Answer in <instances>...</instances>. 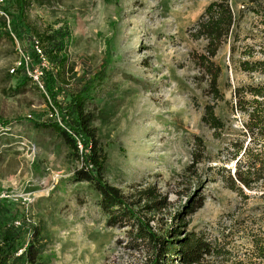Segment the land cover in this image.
<instances>
[{
	"label": "rangeland",
	"instance_id": "rangeland-1",
	"mask_svg": "<svg viewBox=\"0 0 264 264\" xmlns=\"http://www.w3.org/2000/svg\"><path fill=\"white\" fill-rule=\"evenodd\" d=\"M209 4L210 0H46L31 7L28 26L66 38L70 66L57 74L59 102L67 105L81 95L86 110L95 114L94 127L107 154L105 179L127 196L141 186L157 187L169 199L172 216L183 213L188 199L202 196L204 207L189 217V230L216 236L230 215L239 209L252 215L262 203L254 198L244 204L228 189L218 171L227 161L217 159L226 156L243 127L245 118L232 108L235 88L252 82L239 70L238 61L253 42L244 39L255 18L247 13L245 0H233L237 14H246L234 62L232 40L215 59L223 68L219 85L224 95L216 114L227 126L218 138L202 122L204 108L215 103L194 60L207 44L192 37L193 26ZM2 9H17L12 0H0V193L13 198L1 213L3 227L24 225L19 254L38 228L44 264L144 263V253L126 246L129 228L109 227L95 187L76 180L83 163L64 139L55 131L34 127L32 122L61 119L48 106L44 89L29 80L30 74L15 76L21 59L31 60L35 40L28 30L19 42L4 36L2 18L9 19ZM5 121L11 124L3 126ZM199 138L207 146L208 159L192 169ZM152 226L158 228V222Z\"/></svg>",
	"mask_w": 264,
	"mask_h": 264
},
{
	"label": "trees",
	"instance_id": "trees-1",
	"mask_svg": "<svg viewBox=\"0 0 264 264\" xmlns=\"http://www.w3.org/2000/svg\"><path fill=\"white\" fill-rule=\"evenodd\" d=\"M45 1L12 0L17 9L14 13L2 9L9 19L2 18L4 36L19 42L26 38L25 31L28 30L33 36L32 41L35 40L30 63L35 68L22 62L15 76L23 73L28 77L29 72L36 68L43 71L44 98L51 111H56L61 120L32 123L36 129L57 132L73 155L83 163V168L75 173L76 180L95 187L101 196L102 212L108 216V226L129 228L126 246L134 253L141 251L145 254L142 264H264V0H245L247 13H251L255 20L244 41L251 39L253 42L240 53L238 68L252 82L242 83L234 90L232 109L245 119L242 129L238 131L239 135L228 146L226 156L217 158L219 162L223 158L227 161L218 171L224 176L228 189L239 194L244 204L255 198L262 205H258L252 215H246L245 209L230 215L227 226L216 236L189 230V217L204 207L205 199L202 196L188 199L182 208L183 213L172 216L169 199L157 187L141 186L127 196L105 179L107 154L99 143L98 130L94 127L95 114L86 110L85 99L81 95L74 96L67 105L59 102L61 85L57 74L68 70L70 66L67 64L66 38L28 26L31 7L34 4L44 5ZM232 2L210 0L205 12L193 26L192 33L194 41L203 40L207 44L204 52L196 54L194 60L215 103L204 108L202 122L218 138L227 126L216 114V104L224 101V95L219 85L223 68L215 59L232 40L230 60L234 62L241 41L240 25L246 14L241 11L238 15ZM29 80L33 81V78ZM9 124V121L2 123L3 126ZM196 143L198 148L193 153L192 169L208 159L204 141L199 138ZM230 164L232 167H228ZM249 193L255 194L251 196ZM7 202L12 200L0 205V264H44L41 260L42 232L38 228H34L28 248L19 254L18 243L25 234V227L22 224L21 227H3L1 213ZM258 211H262V214H255ZM164 219L166 222L161 224L160 221ZM156 221L158 228L152 226ZM239 240L247 243H240Z\"/></svg>",
	"mask_w": 264,
	"mask_h": 264
},
{
	"label": "built area",
	"instance_id": "built-area-1",
	"mask_svg": "<svg viewBox=\"0 0 264 264\" xmlns=\"http://www.w3.org/2000/svg\"><path fill=\"white\" fill-rule=\"evenodd\" d=\"M39 53L41 54L42 52L40 50H38ZM29 61L30 58L27 57V56H24L22 59H21V62H20V65L21 63H26L27 65L29 64ZM43 61L45 62L46 60L43 59ZM44 65V64H43ZM15 71H13L14 73ZM30 76L33 78V82H35L36 84L39 85V87L41 86V88L44 89V83L42 82V77H43V71L41 70V68H36V70L33 71V74H31V72H29ZM12 195H10L8 192H3V193H0V205L2 202L4 201H7V200H12ZM16 226H21L20 223H16ZM22 254V253H20Z\"/></svg>",
	"mask_w": 264,
	"mask_h": 264
}]
</instances>
